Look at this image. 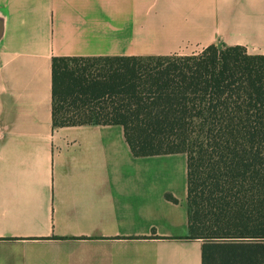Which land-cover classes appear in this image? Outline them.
<instances>
[{
  "label": "crops",
  "instance_id": "crops-1",
  "mask_svg": "<svg viewBox=\"0 0 264 264\" xmlns=\"http://www.w3.org/2000/svg\"><path fill=\"white\" fill-rule=\"evenodd\" d=\"M264 56V0H0V264H202L184 154L54 128V58Z\"/></svg>",
  "mask_w": 264,
  "mask_h": 264
},
{
  "label": "trees",
  "instance_id": "trees-1",
  "mask_svg": "<svg viewBox=\"0 0 264 264\" xmlns=\"http://www.w3.org/2000/svg\"><path fill=\"white\" fill-rule=\"evenodd\" d=\"M52 123L120 126L136 158L184 154L202 264H264V56L54 58Z\"/></svg>",
  "mask_w": 264,
  "mask_h": 264
}]
</instances>
